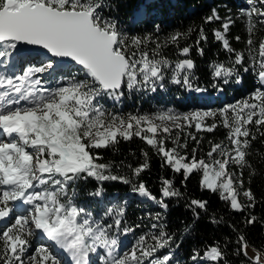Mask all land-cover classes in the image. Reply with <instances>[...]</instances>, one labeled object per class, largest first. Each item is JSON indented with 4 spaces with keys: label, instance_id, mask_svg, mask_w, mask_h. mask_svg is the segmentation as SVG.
<instances>
[{
    "label": "snow or ice",
    "instance_id": "1",
    "mask_svg": "<svg viewBox=\"0 0 264 264\" xmlns=\"http://www.w3.org/2000/svg\"><path fill=\"white\" fill-rule=\"evenodd\" d=\"M257 2L261 7L256 6ZM249 3L251 7L242 10L247 18V45L249 54L255 52L259 57L254 56L253 63L258 65V78L264 84V39L260 40L258 49L252 47L257 23L264 25V0H249ZM110 7L106 0H0V66L14 69L17 64H27L22 74L0 73V137H3L0 138V220L9 217L16 202L29 206L26 209L17 207L14 222L0 234L2 264H25L23 254L36 230L67 253L73 264H90L89 254L97 253L98 248L104 250L99 257L101 264H172L170 252L156 255L172 240L164 231L159 235L139 236L131 248L121 254L117 250L118 239L109 235L112 225L93 221L91 213L75 206L68 195L69 186L86 177L130 183L124 177L105 174L111 165L99 163L101 157L93 150L113 147L134 136L151 146L174 172L182 171L184 180L193 173H202L201 189L218 192L220 199L229 202L233 210L243 211L245 207L254 206L251 190L241 193L237 189L234 173L228 166L251 167L246 159L251 140L256 139L251 126L258 132L264 128V90L257 88L249 98L227 105L219 112L181 114L171 108L152 115L122 116L107 112L97 98L107 96L119 100L125 86L129 90L151 87L155 91L169 68L172 83H182L192 89L190 77L194 68L193 61L188 58L178 60L171 67V62L160 52L167 44L178 43L184 33L176 32L165 44L158 43L150 55L142 46L151 37H130L122 32L117 22L105 15V9ZM217 19L219 16L213 9L205 23ZM230 24L231 20L225 22L223 31H215L214 36L232 53L234 49L226 38ZM200 39H206L203 29ZM189 51V47H184L179 55L187 57ZM40 57L43 59L37 63ZM66 60L78 66L75 71L83 72L87 79H77L74 70L63 63ZM242 61L243 55L236 53L234 64L240 65ZM233 74L234 68L222 64L214 66V77ZM42 76L59 78L57 83L61 86L42 87ZM217 116L228 129L231 148L213 144L207 153L208 161L196 159L195 148L191 160L181 155L177 148H166L165 141L170 136L163 133L170 134L172 126L183 129L185 125H194L198 132H213L217 124L208 125L205 120ZM191 138L196 140L195 136ZM173 143L186 147L179 144V134ZM214 154L222 159L214 158ZM144 155L147 157L146 152ZM148 166L146 160L133 170V174L139 176ZM42 186L43 190H35ZM240 186L243 187L242 182ZM133 190L155 199L143 183ZM161 193L164 198L180 195L167 179L163 180ZM241 194L249 201L247 205L240 202ZM95 195H100L99 191ZM158 203L166 207L163 199ZM191 207L198 218L196 210L206 209L207 202L193 199ZM106 215H115L114 224L119 231L123 209L110 208ZM255 221L253 216L246 223ZM132 231L128 227L123 229L125 235ZM238 242V254L247 257L249 264H264V252L253 249V255L249 256V244L243 235ZM191 259L194 264H201V261H222L224 256L212 246L203 257L196 254ZM28 264L60 262L47 247L39 246L29 257Z\"/></svg>",
    "mask_w": 264,
    "mask_h": 264
},
{
    "label": "trees",
    "instance_id": "2",
    "mask_svg": "<svg viewBox=\"0 0 264 264\" xmlns=\"http://www.w3.org/2000/svg\"><path fill=\"white\" fill-rule=\"evenodd\" d=\"M106 2L111 7L105 9V15L114 19L122 32L130 37H151L147 44L142 46V50L148 51L150 55L158 43L165 44L168 37L176 32L184 33L178 43L162 47L161 55L171 62V67H174L178 60L191 59L194 63L190 77L192 87L204 89L208 93L217 90L222 92L221 98L216 97L212 101L199 99L194 95L189 96L186 92L187 87L182 83L171 82L172 73L169 68L165 70L164 79L157 84L155 91L151 87L129 90L125 86L119 104L111 102L107 96L97 98V102L107 112L122 116L152 115L169 108L181 114L192 108L219 112L227 105L249 98L257 88H261L257 84L258 65L253 63V57L256 59L259 57L255 52L249 54L247 18L242 15V10L251 7L249 0H106ZM256 6L261 7L258 2ZM213 9L219 19L205 23V18L212 15ZM229 20L231 24L226 38L234 49L232 53L227 52L222 42L216 40L214 36L215 31H223L222 25ZM189 29L192 31L189 32ZM201 29L206 39H200ZM236 37H239V40ZM252 39L254 41L252 47L258 49L260 40L264 39V25L257 23ZM184 47L190 49L187 57L179 55L180 49ZM236 53L243 55L240 65L234 64ZM221 64L226 68H234V74L230 77H214V66ZM67 66L74 70L73 74L77 79H87L83 72L75 71L78 68L75 64ZM58 79H53L54 82L51 84L57 83ZM58 86L61 85L57 83L56 87ZM213 122L217 124L213 132H198L194 125L191 127L185 125L183 129L172 128L170 134L163 133L166 137L170 136L165 141L166 148H177L179 153L189 160L195 148L196 159L208 161L207 153L213 144L231 148L227 139L228 129L222 126L219 116L205 120L208 125ZM251 131L256 137L255 140L249 137L251 144L246 159L251 167L241 169L235 165L228 166V170L234 173L237 189L241 193L250 189L255 198L254 206L245 207L243 211L233 210L229 202L220 199L218 192L201 189L199 181L202 173H193L189 179L184 180L182 171L174 172L164 164L162 157L151 146L135 136L128 141L121 140L113 147L93 150L101 157L99 163L111 165L105 174L124 177L130 183L125 184L120 180L97 181L93 177H86L71 184L68 195L72 197L75 206L83 208L86 213H91L93 221L105 226L112 225L109 235L117 239L123 234L124 227L133 229L127 236L134 241L141 235H159L160 231H164L172 240L156 255L163 256L170 252L173 256L172 264L177 262L194 264L191 257L196 254L203 257L205 251L212 246L223 253L224 259L219 262L201 261V264H249L247 257L238 254L239 236L245 237L250 249L264 252V135L261 134L264 128L258 132L255 126H251ZM177 134L179 144L186 147H178L173 143ZM191 136H195L196 140ZM145 152L147 157L144 155ZM217 155L214 154V158H217ZM146 160L148 168L139 176H135L133 170ZM165 179L172 181V187L180 193L179 196L162 197L161 188ZM140 183H143L151 196L155 197L154 200L143 197L133 190ZM97 191L100 195H95ZM161 199L166 207L158 203ZM193 199L207 202L206 209L196 210L199 213L198 218L191 207ZM239 200L245 205L249 203L242 194ZM110 208L123 209L119 231L114 224L115 215H106ZM253 216L256 217L255 223L247 224L246 221ZM154 224L157 225L156 228L152 227ZM186 226H190L187 231ZM4 229L0 228V234ZM149 243H152L150 239ZM39 244L40 240L34 236L29 238V244L23 254L25 264H28L29 257L34 254ZM52 254L57 258L55 253Z\"/></svg>",
    "mask_w": 264,
    "mask_h": 264
},
{
    "label": "rangeland",
    "instance_id": "3",
    "mask_svg": "<svg viewBox=\"0 0 264 264\" xmlns=\"http://www.w3.org/2000/svg\"><path fill=\"white\" fill-rule=\"evenodd\" d=\"M39 59H43V57H40V58H38L37 59V63L39 62ZM24 69H25V67L23 68V71H24ZM19 72V67L15 70V74L16 73H18ZM0 73H2V72H0ZM23 73V72H22ZM21 74V73H20ZM40 79H41V81H42V84H41V86L42 87H46V88H49V81H50V78H48V77H46V76H42V77H40ZM259 81V83L261 84V82H260V80H258ZM261 86H263L264 87V84H261ZM187 94H194L196 97H198V98H205V96H206V94H205V92L204 91H195V90H192V89H187ZM190 111H202V110H200V109H198V108H192V109H190V110H188L187 112H185V113H188V112H190ZM157 123H160L159 121H157ZM171 126V125H170ZM172 128H174V126H172ZM1 138H3V137H1ZM216 159H222V157H220L219 155H217V158ZM36 191H40V190H43V186L41 187V188H37V189H35ZM15 205V204H14ZM13 205V206H14ZM12 206V207H13ZM15 215H16V213H15ZM15 215H14V217H13V221H14V219H15ZM10 226V225H9ZM135 241L134 240H131V239H129V238H127V237H125V236H123L121 239H120V241H119V244H118V252H120L121 254L123 253V251L124 250H126V249H130L131 248V246H132V244L134 243ZM102 253H99V252H97V253H95L96 254V257H97V259L100 261V255H103L104 254V250L102 249ZM94 255V254H93ZM61 257V256H60ZM60 264H61V262H60ZM91 264V263H90Z\"/></svg>",
    "mask_w": 264,
    "mask_h": 264
},
{
    "label": "bare ground",
    "instance_id": "4",
    "mask_svg": "<svg viewBox=\"0 0 264 264\" xmlns=\"http://www.w3.org/2000/svg\"><path fill=\"white\" fill-rule=\"evenodd\" d=\"M1 138V137H0ZM5 219V218H4ZM248 252H249V256L253 255V250L252 249H248Z\"/></svg>",
    "mask_w": 264,
    "mask_h": 264
},
{
    "label": "water",
    "instance_id": "5",
    "mask_svg": "<svg viewBox=\"0 0 264 264\" xmlns=\"http://www.w3.org/2000/svg\"><path fill=\"white\" fill-rule=\"evenodd\" d=\"M33 51H38V49H34ZM64 62H68V63H71V64H74V63H72L71 61H64Z\"/></svg>",
    "mask_w": 264,
    "mask_h": 264
}]
</instances>
